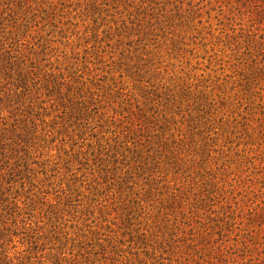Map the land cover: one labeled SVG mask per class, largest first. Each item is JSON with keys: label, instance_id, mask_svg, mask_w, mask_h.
<instances>
[{"label": "rangeland", "instance_id": "1", "mask_svg": "<svg viewBox=\"0 0 264 264\" xmlns=\"http://www.w3.org/2000/svg\"><path fill=\"white\" fill-rule=\"evenodd\" d=\"M0 264H264V0H0Z\"/></svg>", "mask_w": 264, "mask_h": 264}]
</instances>
